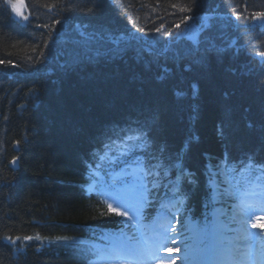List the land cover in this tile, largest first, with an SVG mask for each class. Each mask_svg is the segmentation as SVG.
Instances as JSON below:
<instances>
[{
  "label": "trees",
  "instance_id": "16d2710c",
  "mask_svg": "<svg viewBox=\"0 0 264 264\" xmlns=\"http://www.w3.org/2000/svg\"><path fill=\"white\" fill-rule=\"evenodd\" d=\"M17 1L24 23L12 16ZM224 8L225 0H0V264H88L93 228L119 223L81 188L89 148L99 151L111 132L144 130L149 147L127 157L151 164L161 183H174L179 162L189 167L195 212L206 158H264V72L247 73L235 58L162 71L136 53L115 59L134 28L163 46L162 31Z\"/></svg>",
  "mask_w": 264,
  "mask_h": 264
},
{
  "label": "rangeland",
  "instance_id": "374dc122",
  "mask_svg": "<svg viewBox=\"0 0 264 264\" xmlns=\"http://www.w3.org/2000/svg\"><path fill=\"white\" fill-rule=\"evenodd\" d=\"M143 178H144V174L142 172V170L139 167H129L126 170L120 171L118 173H114L111 174L110 176V182L109 187L103 191V194L105 195V197L108 199L109 203L112 205L113 208L119 210L120 212H125V210H123L121 208V206L119 205V203H127L129 204V207L132 206L134 212L132 215H134L133 219L131 217V215L127 214L126 216L128 217V219L131 221V226L132 229L135 230L137 232V235H142V228L140 226V224H138V220H139V213H140V209L141 206L145 200L144 197V183H143ZM119 193V202H116L114 196H116V194ZM214 212V217L216 220H218V216L221 214V212L219 211H213ZM244 215L246 216L245 218V222H246V227H245V231L247 230V233H251L253 235H255L256 237H253L254 243L256 244L254 246H251V253L249 256L253 257L254 259L256 258L255 253L256 252H260L264 250V241L260 240L261 235H264V229L260 230V228H258V219L254 218L255 214H251L250 212H245ZM133 221V222H132ZM218 223V229L221 232H224L223 230V222H217ZM191 224L188 222L187 225V230L188 231H193V227L190 226ZM253 225H257L256 227H254ZM174 231H170L169 233H166V237L164 236V234L162 235V233H159L158 235V241H161V243L163 244V246L165 245L163 242H167L168 246L165 247H159L160 250H162L163 248H165V252H169L170 250L175 251L180 249V252H184L185 247L187 245H189L187 242V238H188V233H186V230L183 232H174ZM148 236H145V238H147ZM161 237L163 238V241L161 239ZM161 239V240H160ZM175 241V242H173ZM169 242L170 245L173 246V248L171 249L169 246ZM146 244V243H145ZM171 254V253H170ZM179 253L173 254L171 255V260H175L174 263L172 264H182L178 261L179 259ZM164 258H167V256H165ZM105 259L104 257H100L99 260H103Z\"/></svg>",
  "mask_w": 264,
  "mask_h": 264
},
{
  "label": "snow or ice",
  "instance_id": "6c2138e0",
  "mask_svg": "<svg viewBox=\"0 0 264 264\" xmlns=\"http://www.w3.org/2000/svg\"><path fill=\"white\" fill-rule=\"evenodd\" d=\"M173 6H175V5H173ZM13 9L15 10L14 5H13ZM181 11H191V9L181 8ZM256 16L257 17L264 16V13H256ZM188 19H189V17H185V20H188ZM182 23H183V21H182ZM174 27H176L178 29L180 27V25L177 24ZM159 30L160 29H156V31H159ZM189 39H191V37H189ZM259 55L264 56V53H260ZM0 63H2V61H0ZM113 143H115V141H113ZM120 143L124 149H129V150L139 149V150L143 151L145 148L149 147L150 142H149L148 137H147V135L143 129H141V128L131 129L130 128L127 133H124L123 136L120 137ZM161 151H162V149H161ZM124 154H126V153H124ZM13 162H15V158H14ZM145 173H146V175H151V173L148 172L147 168H145ZM118 196H119V193H117L116 197H114V198H117ZM107 207H108L109 211H114L117 216H126L127 215L126 212H119V211H116L115 209H113L111 204H108ZM253 226L256 227L257 225H253ZM38 238L39 237H37V239ZM5 239L11 240V238H9V237H5ZM16 239H19V237H17ZM24 239L30 240V239H32V237L25 236ZM12 242H14V241H12ZM173 242H175V241H173Z\"/></svg>",
  "mask_w": 264,
  "mask_h": 264
},
{
  "label": "water",
  "instance_id": "95a60500",
  "mask_svg": "<svg viewBox=\"0 0 264 264\" xmlns=\"http://www.w3.org/2000/svg\"><path fill=\"white\" fill-rule=\"evenodd\" d=\"M13 167H14V165H13Z\"/></svg>",
  "mask_w": 264,
  "mask_h": 264
}]
</instances>
